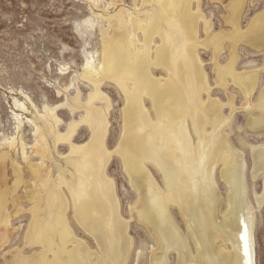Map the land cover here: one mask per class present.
<instances>
[{
	"label": "bare ground",
	"instance_id": "1",
	"mask_svg": "<svg viewBox=\"0 0 264 264\" xmlns=\"http://www.w3.org/2000/svg\"><path fill=\"white\" fill-rule=\"evenodd\" d=\"M125 9L110 14L108 22L115 32L113 36L108 33L103 37L98 66L90 61L85 68V78L94 92L92 90L81 122L74 121L67 133L60 135L55 125L43 118L45 124L36 126L38 140L30 151L40 158L37 168L29 163L26 145L19 142L22 159L28 162L34 180L45 173L40 167L55 158L59 142L70 146V155L65 159L74 171L57 164L56 180L51 176L52 168L47 171V176H43L46 179L40 183L42 189L54 191L60 207L54 209L56 204L50 202L46 220L39 222L31 235L32 245L40 247V255L29 261L19 258L7 264L127 263L135 241L130 234L129 222L122 216L115 182L107 175L108 166L115 156L122 160L137 194V201L130 212L145 225L156 244L150 264H168L172 251L178 254V264H257L255 217L245 213L249 207L244 198L248 190L247 164L245 155L232 144L229 130L233 112L227 117L223 111L232 105L233 98L224 105L211 96L213 90L196 52V46L201 45L197 27L199 20L195 15L200 16L199 12H195L187 0H143L142 8H136L135 14ZM241 9L242 5L234 7L233 29L236 33H233L231 46H235L236 39H246L255 49L263 50L264 14L255 18L243 32L238 15ZM186 26L192 32L191 36L186 35ZM137 31L143 33L144 42L137 39ZM156 34L161 38L159 44L154 42ZM220 39L212 38L210 42ZM217 54L215 50L214 56ZM237 58L232 53L230 64L217 68V73L222 76L225 72L244 88L253 78L235 72ZM152 67L156 68L155 71L165 69L170 78L162 83V78L154 75ZM103 80L115 82L126 102L123 103V134L114 150L107 146L111 103L109 97L101 92L106 82ZM222 86L226 88L224 81ZM204 95H207V100H204ZM145 98L151 104L150 109ZM97 101L109 104L108 107L105 104L108 109L96 107L94 103ZM260 105L263 112L261 120H264V93L258 105L252 108L260 109ZM47 117H52L59 124L53 114ZM253 123L251 119V128H259ZM81 124H87L91 137L86 144L78 146L73 143V138ZM16 145L14 140L9 145L10 150L1 154V163L7 161L9 152H16ZM252 152L255 177L256 173L264 172V148L253 147ZM148 163L162 171L165 189L148 169ZM220 163V176L228 188L224 214L220 211L222 198L215 179ZM67 173L72 179H67L70 178ZM15 174L19 182L21 175ZM63 187L71 194L72 203ZM36 197L41 199L39 190ZM4 200L0 198V221L6 223L8 217L2 209ZM257 202L260 209L264 198L257 197ZM40 204L42 208L43 201ZM71 205L75 220L94 240L97 250H93L86 240L78 238L68 222L67 212ZM172 207L178 208L183 215L198 247L197 255L192 253L187 238L176 224L171 214ZM228 245L232 250H228Z\"/></svg>",
	"mask_w": 264,
	"mask_h": 264
},
{
	"label": "rangeland",
	"instance_id": "2",
	"mask_svg": "<svg viewBox=\"0 0 264 264\" xmlns=\"http://www.w3.org/2000/svg\"><path fill=\"white\" fill-rule=\"evenodd\" d=\"M187 3L203 16L199 19L200 16L195 14L199 20L197 27L201 41V45L196 46V52L213 90L211 96L224 105L229 104L230 98H233L232 105L226 106L223 111L227 117L233 112L229 130L232 133V144L245 155L248 190L244 198L249 206L245 213L246 216L254 214L256 263L264 264V203L260 209L257 205V197L264 198V172H258L254 177L252 152L253 147L264 148L261 105L260 109L252 108L258 105L264 93V49H255L246 39H236L235 46H231L233 33H236L233 29L234 7L242 5L238 15L241 31L244 32L255 18L264 14V0H187ZM142 6L143 0H0V160L1 154L10 150L9 145L14 140L17 141L16 152H9L10 156L6 162L0 161V198L7 199L4 200L2 209L8 217L6 223L0 221V264H7L11 260L18 261L19 258L29 261L40 255V247L32 245L34 242L31 235L37 229V224L46 220L45 214L49 210L50 202L56 204L54 209L60 207L57 194L54 191L45 192L40 183L45 181L46 177L43 176L48 175L50 168L51 176L57 179V164L65 166L64 169L70 172L74 171L65 159L70 155V146L59 142L55 158L51 163L47 162L46 166L40 167L45 173L35 179L38 182L35 181L28 168V162L22 159L19 142L23 141L26 145L29 163L37 168L40 158L32 155L30 151H33L35 140H38L35 134L36 126L45 124L43 118L55 125L60 135L66 134L74 121L81 122L86 115L85 108L89 97L94 92L93 86L85 78V68L90 61H94L98 66L103 37L108 33L113 36L115 32L108 22L109 18L125 8L136 13V8L141 9ZM206 30H209V33ZM136 35L141 43L144 42L141 31H137ZM186 35H192L188 26ZM218 37L221 39L217 42H210L212 38ZM193 41L196 44L195 36ZM154 42H161L159 35L154 36ZM215 50L218 51L217 57L214 56ZM232 53L238 57L234 66L235 72L253 78L244 88L236 84L225 72L222 76L217 73V68H225L230 64ZM151 69L157 78H162V83L170 78L163 68L158 71H155V67ZM103 81L106 82L103 83L101 92L109 97L111 103L108 110L110 125L107 146L114 150L123 134V108L126 102L115 82ZM223 81L226 88L222 86ZM76 99L79 101L76 102ZM204 100H207V95H204ZM145 101L150 109V102L147 98ZM94 104L96 107L104 106V110L108 109L105 108L106 105L109 106L103 101ZM233 108L235 111H232ZM49 114H53L59 124H56L52 117L48 118ZM251 119L253 126L259 128L250 127ZM90 137L91 131L87 124H81L77 128L73 143L84 145ZM148 169L161 188L165 189L160 168L148 163ZM220 171L221 163L216 168L215 179L222 198L220 211L224 214L227 211L228 188L221 179ZM16 172L21 175L20 183ZM69 175L70 173H67V177H70L68 180L72 179ZM107 175L115 182L122 216L129 222L130 234L135 241L131 257L125 264H150L156 244L145 225L130 212L131 206L137 201V194L120 157L115 156L111 160ZM38 190L41 196V199L38 197L39 200L36 197ZM62 190L71 202V194L67 188L63 187ZM171 214L187 238L192 253L197 255L198 247L183 215L176 207L171 208ZM67 218L78 238L86 240L93 250H97L94 240L75 220L72 205L67 212ZM228 250H232L231 245H228ZM139 253L141 254L138 258ZM168 261V264H178L176 251L169 254Z\"/></svg>",
	"mask_w": 264,
	"mask_h": 264
}]
</instances>
